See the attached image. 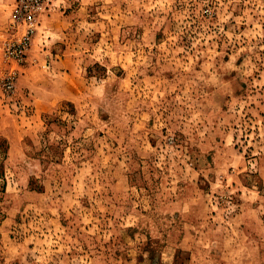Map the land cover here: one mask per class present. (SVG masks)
<instances>
[{"label":"rangeland","instance_id":"rangeland-1","mask_svg":"<svg viewBox=\"0 0 264 264\" xmlns=\"http://www.w3.org/2000/svg\"><path fill=\"white\" fill-rule=\"evenodd\" d=\"M17 2L0 264H264V0H43L20 65Z\"/></svg>","mask_w":264,"mask_h":264},{"label":"built area","instance_id":"built-area-1","mask_svg":"<svg viewBox=\"0 0 264 264\" xmlns=\"http://www.w3.org/2000/svg\"><path fill=\"white\" fill-rule=\"evenodd\" d=\"M43 7V0H18L15 8L12 25L16 35L4 46V58L17 65L24 63L27 59L31 39L35 32V14ZM24 26L25 31L18 33V27ZM5 94L10 96L17 89V70H12L3 80Z\"/></svg>","mask_w":264,"mask_h":264},{"label":"crops","instance_id":"crops-1","mask_svg":"<svg viewBox=\"0 0 264 264\" xmlns=\"http://www.w3.org/2000/svg\"><path fill=\"white\" fill-rule=\"evenodd\" d=\"M38 39H39V41H38ZM44 48H47L48 51L44 52L43 51ZM56 49H57L56 38L54 37L52 30H50L48 32H44V34L40 33V35H38V37L35 41V45L33 46L32 50L30 52V57H29V61H30L29 67L30 68H28V71H31L32 69H35V68H40V71L42 72V74H45L47 71H49V69L46 70L44 68V64L46 62V61H44L46 59L45 56L49 53H52L53 57H54V61L52 62L51 66H50V67H52V69H51L52 71L51 70L49 71L52 75H55L57 73L56 71H59L64 66L65 62H72L75 64L78 63L73 58L67 57V55H68L67 52L65 53V57L64 56L62 57L61 52L56 51ZM34 63H39V64L32 67ZM28 74H30V73H28ZM27 75L25 77H27Z\"/></svg>","mask_w":264,"mask_h":264}]
</instances>
